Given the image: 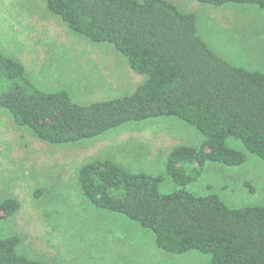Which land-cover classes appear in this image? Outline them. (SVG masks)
<instances>
[{
	"label": "trees",
	"instance_id": "1",
	"mask_svg": "<svg viewBox=\"0 0 264 264\" xmlns=\"http://www.w3.org/2000/svg\"><path fill=\"white\" fill-rule=\"evenodd\" d=\"M70 32L107 43L144 81L130 95L80 105L68 92H44L21 62L0 51V108L39 141L64 145L91 140L127 123L171 117L203 138L176 146L165 173L178 187L159 191L161 175L128 172L109 159L92 160L77 172L82 196L94 208L125 216L153 234L156 248L174 255L191 251L210 264H264V206L230 208L218 195L197 196L186 187L208 163L240 166L246 155L226 146L238 140L264 163V75L227 63L196 31L192 14L166 0H39ZM202 4L254 5L264 0H197ZM18 201L0 203V223ZM19 238H0V264H43L17 253Z\"/></svg>",
	"mask_w": 264,
	"mask_h": 264
},
{
	"label": "rangeland",
	"instance_id": "2",
	"mask_svg": "<svg viewBox=\"0 0 264 264\" xmlns=\"http://www.w3.org/2000/svg\"><path fill=\"white\" fill-rule=\"evenodd\" d=\"M192 14L201 40L227 63L264 75V11L254 5L211 6L197 0H166ZM0 51L21 62L26 77L44 92L66 91L88 105L130 95L144 77L107 43H92L68 30L39 0H0ZM204 138L171 117L127 123L91 140L49 145L14 124L0 108V203L20 208L1 221L0 238L17 236V253L43 264H210L209 256L182 255L155 247L153 234L125 216L94 208L82 196L78 169L109 159L128 172L161 175L159 191L178 187L165 173L175 146H199ZM240 166L208 163L186 187L197 196L214 193L230 208L264 206V163L238 140Z\"/></svg>",
	"mask_w": 264,
	"mask_h": 264
},
{
	"label": "crops",
	"instance_id": "3",
	"mask_svg": "<svg viewBox=\"0 0 264 264\" xmlns=\"http://www.w3.org/2000/svg\"><path fill=\"white\" fill-rule=\"evenodd\" d=\"M176 147V146H175ZM169 154V153H168ZM168 156V155H167Z\"/></svg>",
	"mask_w": 264,
	"mask_h": 264
}]
</instances>
